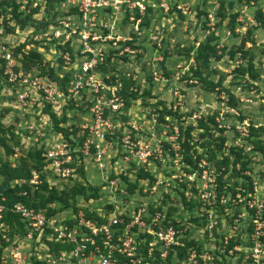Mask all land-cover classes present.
I'll return each mask as SVG.
<instances>
[{
  "label": "built area",
  "instance_id": "1",
  "mask_svg": "<svg viewBox=\"0 0 264 264\" xmlns=\"http://www.w3.org/2000/svg\"><path fill=\"white\" fill-rule=\"evenodd\" d=\"M44 1L32 0V6ZM16 2L19 10L26 9L28 0ZM176 6L189 14L186 2ZM158 7L169 8L166 0H160ZM145 9L141 0H60L56 17L45 29L30 27L27 32L31 46L55 45L54 52L39 50L46 56L40 66L54 69L56 79L35 66L25 68L6 44H0V86L29 118L27 149L22 152L12 142L9 164L15 167L29 150H41L40 167L32 168L27 181L35 189L42 184V176L49 184V176L72 181L90 161L101 174L105 172L103 181L110 197L123 198L126 203L104 212L90 210L95 218L80 210L71 218L58 219L17 201L9 209L19 216L26 232L12 237L4 219L8 206L0 194V264H264V186L252 169L256 165L262 169L253 161L264 163V150H257L254 142L264 139V122L240 119L238 109L227 105V98L220 103L211 126L214 135L225 138L217 155L219 161L229 157L227 167L203 155L192 158L187 154L195 165L188 163L179 140L180 127L159 123L155 110L150 115L141 110L140 117L131 116L126 93L137 92L138 84L146 80L125 65L138 54L132 45L142 34ZM247 19H236L243 32L248 24H255ZM66 43L72 53L63 49ZM124 78L133 82L126 91ZM176 78L181 79L178 73ZM76 113L80 121L65 125L66 136L44 141L54 127L52 114L68 120ZM192 118L202 119L196 112ZM229 118L234 119L232 124ZM13 137L19 140L17 134ZM236 153L241 157L233 162ZM160 164L167 169L163 180L158 178L163 173L155 174ZM140 170L154 177L152 190L144 197L135 194L139 186L131 194L127 189ZM146 180H140V185H148ZM176 194L197 209L203 228L200 236L194 223L188 230L179 220H174L175 226L166 220L159 204L168 197L174 200ZM149 196L155 201L152 206L146 201ZM26 241L31 244L28 248Z\"/></svg>",
  "mask_w": 264,
  "mask_h": 264
},
{
  "label": "rangeland",
  "instance_id": "2",
  "mask_svg": "<svg viewBox=\"0 0 264 264\" xmlns=\"http://www.w3.org/2000/svg\"><path fill=\"white\" fill-rule=\"evenodd\" d=\"M203 1H205V4H203ZM180 2H186L189 5V14L182 17L177 12H171L170 14H164L161 11L152 12V14H150L149 26L146 29L142 28V34L139 36L140 40L135 41L136 47L134 49H138H136L138 54L134 59H130V62L127 66L125 65V67L134 71L139 78H145L146 83L141 85L140 89L150 90L151 95L142 93L135 98H129L127 100L130 107L128 113L138 118L142 115V111L150 115L153 110H155L158 114L159 123L168 122L182 128L183 132L180 139L182 142L188 138L184 132L185 128L191 127L188 141L190 146L188 154H190L192 158L193 156L197 157L198 154H203V156H207L210 161L216 163L219 162L220 159L217 155L218 149H216V144H218L219 141L216 139V135L212 133V122L209 117H213L220 103H222L225 98H228V95L225 93L226 90L231 91L234 95V99H236L235 107L238 109L240 116L243 115L248 117L253 124L264 122V33L258 29L254 30L252 37L256 42L253 46L247 43L249 48L246 56L242 57L241 53H236L235 56L231 57L230 52L240 42L239 40L241 37L234 35L233 32L231 33L225 28L226 23L229 21V14L235 11H239L241 16L239 15L238 18H240V20L242 18L247 22V17L254 19V14L258 8L264 11V0H257L254 5L250 3L246 4L245 2H235L233 8H228L225 1V6H223V8L228 9H225V19L222 20L223 26L220 27L215 26V23L218 22L215 18V12L218 6H220L218 0H181ZM201 6L205 11H209V15H207L208 20L206 21L203 20L204 14H197V8L202 9ZM9 8V6H3L0 10L5 9L4 11H7ZM38 15L41 16L40 14ZM39 16L37 17V21ZM8 17H10L9 14L5 16V18ZM0 20H4L3 16H0ZM11 24L14 26L12 20L8 22V25L12 27ZM235 28H238V30L235 31L244 33L242 30L244 28H239L237 26ZM0 29H2L0 44L4 43L7 46L15 48L18 44L21 45L25 43V45L22 46L24 50L28 51L31 49L27 35L30 27L24 29L15 27L13 31H6L4 25L0 23ZM210 31H213L214 35L218 34L220 37L219 42H217L219 58H211L207 66H199L201 62H196L194 58L196 48L198 43L208 38L207 36L210 34ZM190 47H192V49L188 52L187 49ZM46 50L49 53L50 50L54 52L55 45H48ZM43 57L46 56L43 54ZM50 58L53 59L54 57L49 55V59ZM247 61L252 62L257 70V75L255 77H250L247 71L244 74L237 71V67H245ZM145 65H149L150 67L146 68ZM198 66L202 73V77L198 80H190L189 76L192 74L193 68ZM176 73L180 75L181 79L178 80L176 78ZM155 76L159 78L158 81L153 80ZM184 80L187 82H184ZM212 84L217 85L212 89ZM9 94L10 93H6L4 88L0 86V125L3 129V131L0 130V157L3 159L7 156L5 154L3 142L12 145V142L15 140L13 137L14 135L16 136L17 134L20 143L18 142L19 144L16 146L20 147L22 152L27 149L28 145H26V143L29 144L30 142L25 132L26 121L29 120L27 117L28 115L22 110L17 109L18 107L13 100V95L11 96L12 98H9ZM163 105L166 106V109L172 110L170 115L163 109ZM194 112L200 114L205 121H208L207 123L210 126V131H206L204 128L201 129V127H199L198 120L200 119L193 120L192 114ZM87 114L86 112L81 115L89 117ZM161 118H164L165 121H162ZM79 121L80 118L78 113H76L74 115H69L65 125H74L79 123ZM233 122L234 119L229 118L228 123L232 124ZM53 130H56L58 133ZM261 131L262 133L264 132L263 129H261ZM228 133L231 134V130ZM59 134H62L60 130L52 126V128L48 130L47 140L44 141L48 143L54 138L58 140ZM196 137L198 138L197 140ZM261 137L264 138V135H261ZM260 140L264 141V139ZM253 162L261 165L262 169L257 165L252 167V169L254 174L259 175L264 186V163L260 161ZM161 165L162 164H160L158 167L159 170L155 174L160 175L163 173L162 177L157 176L159 179L162 178L163 180L167 174V169L162 168ZM82 169L84 170V174L80 175L78 170L77 177L72 181H61L58 177L49 176L51 184L47 183L49 187L53 186L58 191L68 189V187L72 186L76 181H81L84 184L90 183L91 186L98 189L99 196L97 198L92 197L85 199L84 196L79 195L75 198V201H73V205L64 209H62L60 202L47 205L56 210L55 215H57L58 219H63L65 217L71 218L77 212L84 209L88 211L96 210L97 212H104L112 207H124L126 205L123 198L114 200L110 197L108 189L105 187L103 181L105 172L101 174L95 167V163L89 161L85 168L81 167V170ZM148 181L147 179L146 182ZM14 183L15 181H9L8 186ZM161 188H163V185ZM159 189L160 187L157 186L156 192L159 191ZM150 190H152L151 185L142 184V187L138 189L135 194L143 195V197L148 196ZM89 191H87V193H89ZM146 201H148L151 206L155 204L151 196L146 198ZM163 203L159 204V207L165 212L166 220H179L188 227V230L189 227H191V223H194L196 225L195 228L198 230L197 236L201 235L203 228H201L202 222L199 220L198 211L194 209L193 206L188 205L184 201L182 195L178 196L176 194L174 200L168 197ZM69 204H72V201H69ZM74 208L77 209L76 213L73 211ZM41 209L47 211L45 208ZM14 241L15 238L13 240L10 239L12 244H15ZM24 243L26 248L31 245L30 242L27 241ZM21 245L23 246V244Z\"/></svg>",
  "mask_w": 264,
  "mask_h": 264
},
{
  "label": "trees",
  "instance_id": "3",
  "mask_svg": "<svg viewBox=\"0 0 264 264\" xmlns=\"http://www.w3.org/2000/svg\"><path fill=\"white\" fill-rule=\"evenodd\" d=\"M145 3L146 9L144 12V16H142V25L141 29H146L149 26L150 22V14L152 12H157L161 11L164 14H170L171 12H177L180 16H186V14H183L181 9L177 8V4L181 0H166L167 4L169 6L167 11H164L163 8L158 7L159 1L160 0H141ZM225 1L227 3L228 8H233L235 6V2L242 3L245 2L246 4H251L253 3L256 4L257 0H218L220 2V6L216 9L215 12V18L218 20L217 23H215L216 27L223 26V21L225 19V14L226 11L225 9L228 8H223L225 6ZM203 4H205V1H203ZM26 9L25 10H19V4H17L16 0H0V8L3 6H9L10 8L7 11L0 10V16L2 15L4 20L2 21V25H4V28L6 31H13L15 27H19L20 29H24L26 27H33L34 30H40V29H45L48 25L49 21H52L56 15H57V6H60V0H45L43 3H38L36 6H32V0H28V2L25 4ZM252 5V4H251ZM246 6V5H245ZM189 7V6H188ZM202 8V6H201ZM261 8V7H260ZM209 11H205L203 8H197V14H204L203 20L206 21L208 20V15ZM7 14L10 15V17L5 18ZM40 14L41 16H39ZM229 14V13H228ZM5 15V16H4ZM137 15V13H136ZM240 13L239 11L232 12L229 14V21L226 23L225 28L229 30L231 33L233 32L234 35H237L241 37L239 40L240 42L235 46V48L230 52L231 57L235 56L236 53H241V56L244 57L247 54L248 46L247 43H250L251 46L255 45V39L252 37V34L254 30L258 29L261 30L262 33H264V11L261 9H257L256 13L254 14V22L255 24H248L247 29L244 31V33L235 31V27L239 25L240 23L237 22V17H239ZM39 16V19L37 21V17ZM227 16V15H226ZM241 16V15H240ZM12 20L14 22L12 27L8 25V22ZM43 20V21H42ZM123 22H127V17L124 18ZM242 24V23H241ZM210 34L207 36L208 38L200 43H198L197 48H196V53L194 55V58L196 62L200 61V65L207 66L211 58H219L218 54V46L217 42H219L220 37L219 35H214L213 31L209 32ZM137 40V39H136ZM140 40V39H138ZM29 44L31 45V41L29 40ZM18 44V46L10 47L7 46L10 51L15 55L16 59L21 63L22 66L25 68L32 66H35L37 69L41 71L42 74L47 73V75L50 78L56 79L58 77L56 71L54 69L41 67L40 64L43 59V52L39 50V47L47 49L48 45H42L40 46L39 43H34V46H31V49L28 51H25L22 46L25 45V43ZM132 47H135V45H132ZM63 48L60 45H57V49ZM64 50L69 51L72 53V49L70 47L69 43H66ZM192 49V47L188 48V52ZM188 54V53H187ZM240 56V57H241ZM127 60L126 58H124ZM58 62L61 63V59H58ZM198 67H194L192 74H190V80H198L200 77H202V73L199 70ZM146 68H149V65H145ZM144 67V68H145ZM237 71L240 73L244 74L246 71L249 73L250 77H255L256 74V69L253 66V63L250 61H247V64L244 66H238ZM142 75V74H141ZM0 78H1V69H0ZM4 80V79H3ZM5 82V80H4ZM133 83L129 79H123V90H127L129 88V85ZM217 84H212L211 88L213 89ZM141 85L138 84V91L137 92H132L129 95L126 93V97L129 98H135L137 95L147 94L151 95L150 90H139ZM228 95L227 98V105L228 106H236V99H234V95L232 94L231 91L226 90L225 92ZM163 109L170 115L171 114V109H166V106L163 105ZM174 113V112H173ZM54 118V127L60 130L62 135L66 136L67 128L65 127V123L67 121V118L63 116L62 118L58 119L54 114H52ZM245 116L241 115L239 116L240 119L244 118ZM210 121L213 123L214 122V116L209 117ZM162 121H165L164 118H161ZM199 127L201 129H205L206 131H210V126L207 123L208 121H204V118L202 120H198ZM190 129L191 127H186L184 132L188 138L185 139V141H181V135H180V142L181 146L183 147V154H184V159L192 164L195 165L188 157V150H189V136H190ZM263 129V128H261ZM0 130L3 131L1 125H0ZM181 134L183 132L182 128L180 127ZM250 133L252 135L255 134V129L250 128ZM216 139H218L219 143L216 144L218 150L221 149L223 141H225V138L223 136H215ZM19 140L15 139L13 141V144L17 145ZM254 142L256 143V148L260 151L264 150V141L260 139H254ZM4 148H5V154L7 155L5 159L0 157V177H8L10 181H15L13 185L7 186L3 196L5 197V204L8 206V209L5 211V221L8 223L10 227V236L13 237L15 233H18L19 235H23L26 232L24 223L20 220L19 216L15 213H13L9 207L12 206L17 201L24 202L27 205H30L36 209L39 208H45L47 209V214L48 215H54L56 213V210L51 208L50 206H47L51 203L54 202H60L62 209L73 205V201H75V198L79 195L84 196L85 199L89 198H97L99 196L98 194V189L91 186L90 183L84 184L81 181H76L72 186L68 187L66 190H57L55 187H49L48 183L45 181V176H42L43 182L40 184L37 188L33 189L29 184H28V179L31 176V170L32 168L38 169L41 164V150L37 149H32L29 150L25 155L20 156L18 165L15 167H12L9 162H8V157L11 154V147L8 143L3 142ZM215 147V146H214ZM214 151V150H212ZM231 151V150H230ZM203 154H198L197 156H202ZM241 154L236 153L233 162L239 161ZM264 157V153H263ZM225 164L227 167H229V157L228 156H223L222 159L218 162ZM245 163H242L244 168ZM79 174L83 175L84 170L81 168L79 169ZM124 179L128 183V179L124 177ZM148 179L149 185H151L154 177L150 175L149 172H144L143 170H140L136 174V181L133 183H128V190L131 192L135 187L139 186L140 188L142 185H140V180H146ZM90 190V191H89ZM89 191V193H87ZM24 193V194H23ZM69 201H72V204H69ZM111 207V206H110ZM85 210V214L87 217L90 218H95L96 213L94 212H89L87 209ZM74 213L77 212V209L74 208ZM72 222V219L69 220V223ZM170 225L175 226V222L171 221ZM57 248V247H55ZM36 264H42L40 262H36Z\"/></svg>",
  "mask_w": 264,
  "mask_h": 264
},
{
  "label": "water",
  "instance_id": "4",
  "mask_svg": "<svg viewBox=\"0 0 264 264\" xmlns=\"http://www.w3.org/2000/svg\"><path fill=\"white\" fill-rule=\"evenodd\" d=\"M9 178L8 177H3L0 181V194H4L7 186H8V182H9Z\"/></svg>",
  "mask_w": 264,
  "mask_h": 264
},
{
  "label": "crops",
  "instance_id": "5",
  "mask_svg": "<svg viewBox=\"0 0 264 264\" xmlns=\"http://www.w3.org/2000/svg\"><path fill=\"white\" fill-rule=\"evenodd\" d=\"M1 179H2V177H1ZM1 179H0V181H1Z\"/></svg>",
  "mask_w": 264,
  "mask_h": 264
}]
</instances>
